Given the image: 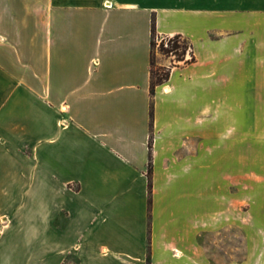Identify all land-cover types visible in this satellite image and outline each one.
Wrapping results in <instances>:
<instances>
[{"label": "crops", "instance_id": "1", "mask_svg": "<svg viewBox=\"0 0 264 264\" xmlns=\"http://www.w3.org/2000/svg\"><path fill=\"white\" fill-rule=\"evenodd\" d=\"M110 4L0 0V264H264V0Z\"/></svg>", "mask_w": 264, "mask_h": 264}, {"label": "trees", "instance_id": "2", "mask_svg": "<svg viewBox=\"0 0 264 264\" xmlns=\"http://www.w3.org/2000/svg\"><path fill=\"white\" fill-rule=\"evenodd\" d=\"M157 47V48H156ZM151 58H150V94L153 96L156 85L165 82L170 74L171 67L178 64L180 61L184 64L194 61L190 42L181 34H174L172 36H158L155 31L154 18L151 19V38H150ZM166 58H171L168 66L158 65L154 59V50ZM186 51L189 57L186 58ZM148 162L146 168L147 175V192H148V208L151 203V188H152V159H151V135L148 141Z\"/></svg>", "mask_w": 264, "mask_h": 264}, {"label": "rangeland", "instance_id": "3", "mask_svg": "<svg viewBox=\"0 0 264 264\" xmlns=\"http://www.w3.org/2000/svg\"><path fill=\"white\" fill-rule=\"evenodd\" d=\"M159 55H160V53L157 51V49H155L154 50L155 62H156ZM247 206H248L247 204H243V202H241V201L236 203V215H237V217H236V225H235V230H234V241H235V247H236L235 248L236 263H241L243 258H244L243 242L246 239L245 238L246 236L242 230V217H239L238 214H241L242 209H246ZM256 222L257 221H255V223ZM250 241L252 243V246L258 247V244L260 241L264 242V232L260 233V232L252 231L250 233ZM255 251L257 252L258 249L255 248Z\"/></svg>", "mask_w": 264, "mask_h": 264}, {"label": "built area", "instance_id": "4", "mask_svg": "<svg viewBox=\"0 0 264 264\" xmlns=\"http://www.w3.org/2000/svg\"><path fill=\"white\" fill-rule=\"evenodd\" d=\"M111 4H110V0H106V6H110ZM172 58H174V55L173 54H171L170 55ZM187 57H189V53H188V51H186V58Z\"/></svg>", "mask_w": 264, "mask_h": 264}]
</instances>
